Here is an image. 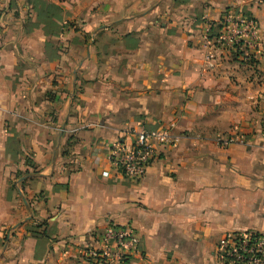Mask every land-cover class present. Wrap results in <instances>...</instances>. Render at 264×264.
<instances>
[{
    "label": "crops",
    "instance_id": "0c3cea01",
    "mask_svg": "<svg viewBox=\"0 0 264 264\" xmlns=\"http://www.w3.org/2000/svg\"><path fill=\"white\" fill-rule=\"evenodd\" d=\"M239 6L0 0V264H221L225 232L264 235V0L243 6L249 59L214 41ZM170 122L182 140L142 178L102 177L113 144ZM108 226L138 237L121 262L86 255Z\"/></svg>",
    "mask_w": 264,
    "mask_h": 264
},
{
    "label": "built area",
    "instance_id": "2783aa9c",
    "mask_svg": "<svg viewBox=\"0 0 264 264\" xmlns=\"http://www.w3.org/2000/svg\"><path fill=\"white\" fill-rule=\"evenodd\" d=\"M240 6L222 14L214 36L216 44L226 48L246 49L254 52L258 46V27L255 19L244 9L248 0H239ZM210 26L206 27V33ZM211 56H206L207 67L212 69ZM264 137V121L262 123ZM182 140L176 123L170 122L157 129H142L134 133L129 143L118 142L110 147L106 156L109 169L102 177L114 173L124 178L137 180L143 177L159 149L175 147ZM213 143L222 148L230 145H244V138L232 134L218 135ZM138 237L129 227L108 226L100 235V246L86 252L89 259L100 257L111 262H121L133 253ZM216 259L221 264H264V235L251 231L225 232L217 241Z\"/></svg>",
    "mask_w": 264,
    "mask_h": 264
},
{
    "label": "trees",
    "instance_id": "16d2710c",
    "mask_svg": "<svg viewBox=\"0 0 264 264\" xmlns=\"http://www.w3.org/2000/svg\"><path fill=\"white\" fill-rule=\"evenodd\" d=\"M46 224L43 222H37V223H34L29 231L32 235L34 236H40L42 233H41V228H43ZM39 230V231H38ZM43 232V231H42Z\"/></svg>",
    "mask_w": 264,
    "mask_h": 264
}]
</instances>
